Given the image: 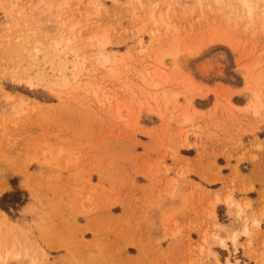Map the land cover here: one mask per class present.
<instances>
[{
	"label": "rangeland",
	"instance_id": "1",
	"mask_svg": "<svg viewBox=\"0 0 264 264\" xmlns=\"http://www.w3.org/2000/svg\"><path fill=\"white\" fill-rule=\"evenodd\" d=\"M232 1L0 0V264H262L264 3Z\"/></svg>",
	"mask_w": 264,
	"mask_h": 264
},
{
	"label": "bare ground",
	"instance_id": "2",
	"mask_svg": "<svg viewBox=\"0 0 264 264\" xmlns=\"http://www.w3.org/2000/svg\"><path fill=\"white\" fill-rule=\"evenodd\" d=\"M216 1H220V0H216ZM229 2H231L232 0H227ZM238 2L240 3V7L244 10V12H246L247 15L249 16H253L256 8L254 7V5L249 1V0H234V2ZM233 2V1H232ZM256 3H259V4H263L264 3V0H257ZM264 10V8H263ZM25 42V41H24ZM66 42V41H65ZM59 43V42H58ZM60 44V43H59ZM58 44V45H59ZM21 47H23V50H27V45H25L24 43L22 44L21 43ZM72 51V50H71ZM46 52V51H45ZM47 53V52H46ZM27 57L32 61V63H36V60L37 58H35L36 56H33L31 53H29L27 55ZM49 57H52V60H54L56 58V67H57V79H61L60 82L62 83H66L69 78L68 76L66 75L67 71L70 69V71L72 72V80H76L77 78H79L81 72H82V68H81V64L78 60L75 61L74 63H72V68H68V63L69 61L66 59L65 55H63L59 49H57V52H54V54L50 55L49 53H47V58ZM78 58V57H77ZM51 60V61H52ZM98 62L101 64V65H105L107 63H109V58L107 56H104V55H100L99 59H98ZM52 63V62H51ZM36 66V65H35ZM83 66V65H82ZM54 68V67H53ZM40 74H43V72H41ZM45 75V74H43ZM70 75V74H69ZM40 75H38L39 77ZM41 77V76H40ZM43 77V78H42ZM41 79L44 80V76H42ZM40 79V78H39ZM42 80V81H43ZM78 80V79H77ZM41 81V80H40ZM151 85V83L149 84ZM153 85V84H152ZM255 95V93H254ZM257 95V94H256ZM255 97V96H254ZM9 99V98H8ZM255 100V99H254ZM260 100V99H259ZM258 101V100H257ZM257 101H254V102H257ZM259 102V101H258ZM257 102V103H258ZM256 103V104H257ZM260 103V102H259ZM258 103V104H259ZM255 104H253L252 108L254 109V106ZM257 108V107H256ZM255 108V109H256ZM251 109V108H249ZM256 110H252V112H254ZM154 112V111H153ZM256 114V112L254 113ZM264 115V114H263ZM5 189V187H4ZM4 189H0V195H2L4 193ZM226 204L230 207H235L236 208V211H237V215H238V219L240 218V221L243 220L241 219L242 217V214L244 213V209H246V207H248V205H241V204H236L235 201L231 198V197H227L226 200H225ZM5 215V214H4ZM254 226H258L259 225V222L258 221H254L253 222ZM245 235V236H249V227H248V224H247V219H244L243 220V223H242V230L239 232L237 230H235L234 233H232L230 236H228V239L233 243V245L236 247L237 246V238L239 235ZM216 240L218 241V243L224 248V249H227L228 246L226 244V237H223V236H219V237H216ZM259 259V258H258ZM257 261V260H256ZM261 263H264V260L261 259L260 260ZM225 264H234L232 262H230L229 260L226 261Z\"/></svg>",
	"mask_w": 264,
	"mask_h": 264
},
{
	"label": "trees",
	"instance_id": "3",
	"mask_svg": "<svg viewBox=\"0 0 264 264\" xmlns=\"http://www.w3.org/2000/svg\"><path fill=\"white\" fill-rule=\"evenodd\" d=\"M23 192L15 191L12 193L5 194L1 199H0V208L6 210V212L9 210V206L7 204H16L20 202V196L22 195Z\"/></svg>",
	"mask_w": 264,
	"mask_h": 264
},
{
	"label": "crops",
	"instance_id": "4",
	"mask_svg": "<svg viewBox=\"0 0 264 264\" xmlns=\"http://www.w3.org/2000/svg\"><path fill=\"white\" fill-rule=\"evenodd\" d=\"M248 205V204H247ZM237 243H238V239H237ZM232 245H233V243H232ZM228 246V245H227ZM234 246V245H233ZM235 247V246H234ZM260 259H263L264 260V255H262L261 256V258ZM262 264H264V263H262Z\"/></svg>",
	"mask_w": 264,
	"mask_h": 264
}]
</instances>
